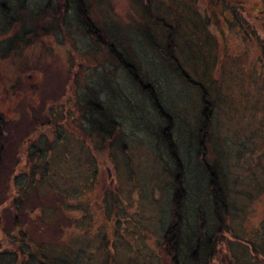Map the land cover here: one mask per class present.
Wrapping results in <instances>:
<instances>
[{
    "label": "rangeland",
    "instance_id": "374dc122",
    "mask_svg": "<svg viewBox=\"0 0 264 264\" xmlns=\"http://www.w3.org/2000/svg\"><path fill=\"white\" fill-rule=\"evenodd\" d=\"M2 1L9 5L7 16L11 18L18 14L25 25L9 26L7 16L0 9V117L3 116L7 124L0 139L3 153L0 166V232L9 234L15 242L19 241L21 235L17 230L23 231L28 234L33 245L43 243L46 247H52L65 237L70 245V255L75 257L81 249L89 254L88 261L84 259L82 264H108V255L113 253L106 249V238H111L114 232V222L107 221L106 210H109L112 217L123 221L115 225L117 232L113 237L115 250L112 263L162 264L159 247L161 234L158 231L164 229L160 214L172 195L169 173L172 164L164 148L160 149L159 139L154 134L158 130V118L149 99L135 89L124 70L111 61L108 54L81 32L74 11H69L68 21L61 26L52 18V10L45 8L43 13L50 18L40 23L48 33L40 32V37L36 41L30 38L29 44L18 41L10 47V38L15 33L11 29L15 25H18V32L19 29L22 32L33 28L34 15L48 0H28L30 12H18L23 0ZM231 1L243 3L246 11L254 16L259 11L258 15L264 22L262 0ZM88 4L93 20L111 27L114 31L112 37L117 43H126L120 44L122 51L130 49L127 42L132 43L135 59L146 78L153 83L162 103L175 116V137L180 156L187 167L188 206L185 214L188 234L194 230L195 213L203 203L207 186V180L192 151L201 97L176 77L160 53L144 44L139 36L135 37L137 8L129 1L88 0ZM210 28V33L219 43L218 56L213 49L216 57H219L217 64L210 69V80L214 81L213 91H216L218 106L215 127L217 131L233 137L235 145L243 149L240 154V163L244 165L242 176L249 183L248 178H251L255 163L261 156L259 145L252 152L251 141L260 140L261 137L264 141L262 74L261 65L257 63L259 50L257 44L239 38L236 30H228L224 22ZM196 33H193V37L200 49L198 55H201L208 50L209 45L206 43L209 35L204 31ZM187 52L181 40L176 54L192 76L199 80L195 76L198 74L197 63L187 60ZM212 59L215 57L212 56ZM197 70L201 72L200 68ZM93 93L117 114L125 145L121 144L111 149V153L103 154L105 160L104 157L102 161L100 158L103 164L102 177L95 182H92L93 169L89 171L87 164L89 154L84 155L83 152V159L78 156L82 139L77 135L80 123L86 124L85 117L90 115L79 105L92 99ZM51 112L55 117H66L68 124L62 125L57 132L49 131L38 140H28L25 145L27 136L37 123L48 124L50 118L54 119ZM252 131H256L253 137ZM62 144L74 147L71 160L62 155V150L68 149ZM21 145L23 154H31L33 163H39L40 170L50 164L61 174H58L60 179L51 175L50 178L58 188H62L64 197L57 199L53 192L55 188H46L38 182L41 193L30 187L27 197L23 196V201L25 198L28 200L23 202L18 214L8 197L15 190L11 183V172L15 168L13 164L20 154L17 150ZM37 149H43V152H35ZM84 150L88 153L87 148ZM64 153L69 155V149ZM23 165L21 161L19 168ZM24 172L27 174L29 171ZM24 181V177L18 185L16 181V186H23ZM236 188L244 194L236 197V204L232 206L233 216L226 221L227 229L230 230L218 237L220 244L212 264H264L261 255L254 252L253 243L246 240H255L257 235L262 234L264 195L253 192L252 184L238 183ZM46 192L52 195L47 202L49 207L57 201L60 211L55 217H62V231H52L43 222L48 217L45 212H39L42 205L39 198L40 194ZM251 192V196L246 195ZM112 193L116 194L115 203ZM205 208L208 226L213 232L216 228L213 207L209 209L206 202ZM2 259L0 264H6V258L3 256Z\"/></svg>",
    "mask_w": 264,
    "mask_h": 264
},
{
    "label": "trees",
    "instance_id": "16d2710c",
    "mask_svg": "<svg viewBox=\"0 0 264 264\" xmlns=\"http://www.w3.org/2000/svg\"><path fill=\"white\" fill-rule=\"evenodd\" d=\"M129 4L137 8L136 16V35L140 40L148 47L155 49L163 56L164 63L169 66L171 70L176 74V77L182 81L185 86L196 91L201 97V109L198 114V122L196 130L193 131V149L194 159L198 161L199 167L207 180L206 191L203 195V203L197 207L194 230L188 234L186 231L187 218L185 210L188 206V191L186 188L187 167L185 166V160L180 156L179 145L177 138L175 137V116L167 109L162 103L158 92L153 83L146 78L140 64L136 61V56L132 43L130 49H120L121 45L126 44L112 37L113 30L111 27L104 26L103 23L98 24L91 17L90 5L88 0H48L47 4L38 11L34 17L36 18L32 24L34 27L30 30L19 29L18 25H15L11 30H15L14 35L11 36L9 46L18 41L25 44H29L30 38L36 41L39 38L38 34L48 33L45 27H41L43 20L49 19L43 13L44 10H52V18L64 26V23L68 21L70 17L69 11H74L79 22L81 32L89 38L96 46H98L103 52L108 54L111 61L116 62L121 69L124 70L128 79L132 82L135 89L149 99L152 109L158 118V130L154 131V134L158 137L160 144L159 147L164 148L167 156L172 164L169 171L172 178V195L170 196L169 203L163 207L160 214V222L163 223L164 229L160 232V254L162 256V264H212L217 255L219 239L223 232H227V219L232 218V206L236 204L237 195H243V192L237 190L238 183H246L251 186L253 192L256 194L264 195V141L262 137L260 140L251 141L253 147L252 152L257 150L256 145H259V160L255 163L256 168L251 173L248 183L247 178H243L244 165L240 163V154L243 149H239L238 145L233 142V137L217 131L215 125L217 124L216 114L218 113L217 97H215L216 91L214 90V81L210 80L213 69L217 64L216 55H219V43L210 33V27L213 25L219 26L221 22H224L228 30H236L239 34V38L245 42H253L257 44L259 50V56L257 63L260 66V73L262 74V97H264V22L260 19L259 11L257 15H252L247 12L246 7L241 2H234L231 0H127ZM55 2V4H54ZM205 2V4H204ZM201 4V5H200ZM264 4V0H262ZM51 7V8H47ZM201 7V8H200ZM46 8V9H45ZM0 9L3 10L5 16L9 12V5L6 2L0 0ZM202 10V11H201ZM28 11V0H23L21 6H19L18 12ZM263 11V10H262ZM264 13V11H263ZM27 15V14H26ZM264 16V14H262ZM23 18L18 16L9 18L7 16L8 25L14 24L25 25ZM262 22V23H261ZM36 26L40 28L35 29ZM23 27V26H21ZM24 28V27H23ZM197 31L208 32L207 43L208 50L206 53L199 54V48L197 41L193 37V33L197 35ZM184 41L188 52L185 54L187 60H191L197 63L195 76L199 77L196 80L176 54L177 48H180V41ZM199 39V38H198ZM121 44V45H120ZM126 48V47H125ZM216 55L214 53V50ZM11 50V49H10ZM212 56L215 59H212ZM200 68L201 72L197 69ZM257 69H255L256 73ZM99 95L97 94V97ZM80 108L88 112L89 117H85L86 124L80 123L79 131L77 135L82 139L80 146V154L78 156L83 159L84 155H88L87 164L89 165V171L92 170V182L102 177L103 164L102 158L105 160L103 154L111 153V149L117 148L119 145H124L123 131L121 123L118 120L117 114L115 115L105 104L95 97L79 105ZM52 114L53 118H50L48 124H36V127L27 136L28 143L31 140H38L39 138L47 135L51 132H57L63 125H67L66 117L58 118ZM36 121V120H35ZM36 123V122H35ZM4 125L6 124L5 118L0 117V139L4 134ZM71 132H73L71 130ZM152 133V131H151ZM251 132V136L253 137ZM235 135L238 133L236 131ZM61 137V135H59ZM235 136V138H236ZM71 142V141H70ZM23 145V146H25ZM65 144H62L64 146ZM65 148L69 149L70 154L65 155L62 150V155L71 160L72 151L74 147L69 148L65 145ZM85 148L88 149V153L85 152ZM22 145L18 148L17 152L20 153L16 157V162L13 164L16 168L11 172V183L15 186L14 192L10 193L8 201L12 203L14 210L17 213L21 211L23 202L28 199L27 193L30 187L37 190V193H41L39 185L46 186V188L53 187L55 197H64L62 188H58L55 183L52 182L50 175L53 178H58V173L54 168L50 167V164L43 166L40 170L39 163H33L31 154H23ZM24 150V149H23ZM27 150V149H26ZM53 149L51 148L50 151ZM35 152H43V149H37ZM79 153V152H78ZM25 157V158H24ZM101 158V161H100ZM3 153L0 149V166L2 164ZM25 159V162L23 161ZM86 159V157H85ZM84 159V161H85ZM24 163L22 168L19 165ZM28 169V170H27ZM29 171L27 174L24 172ZM113 170V168H112ZM169 170V165L167 171ZM236 171V172H235ZM57 173V175H56ZM166 173V172H165ZM61 175V174H60ZM25 178L23 186H16L19 184V180ZM92 185V183H91ZM94 186V185H93ZM236 189V190H234ZM246 194L251 196L253 193ZM53 193V194H54ZM41 197V210L40 214H47L48 218L44 219V223L47 224L50 229L56 232L63 226L60 223L62 217L55 214L59 212L57 201H54L53 206H48L47 202L51 198V194H40ZM112 200L115 203L116 194L112 193ZM47 198V199H45ZM47 200V201H46ZM44 201V202H43ZM208 202L209 209L213 207V215L216 221V228L213 232L208 226L207 222V210L205 203ZM107 221L114 222V232L111 238H106V249L109 253L107 261L108 264L112 263V257L114 258V245L113 237L117 232L115 225L123 222L121 219L112 217L111 212L106 210ZM66 215V208L64 210ZM46 217V215H44ZM19 215H17L18 219ZM43 220V219H42ZM89 222V221H88ZM18 224L16 222V228ZM40 229V228H39ZM39 231V230H38ZM19 235V241H13L10 235L4 232H0V258L4 256L6 258V264H82L84 259L86 262L89 259V254H86L83 249L78 251V254L70 255L68 250L70 249L69 242L65 237L60 242H55L52 247H46L43 243L33 245L32 240L27 237L23 231L17 230ZM187 234V235H186ZM246 239V238H245ZM253 243L251 245L256 254L261 255L262 262H264V220L262 222V234L257 235L254 239H246ZM259 245V246H258ZM258 246V247H256ZM160 259L159 256H157ZM185 257L187 259H185ZM74 258V259H73ZM3 260V259H2ZM252 262V261H251ZM242 263V262H240ZM4 264V263H3ZM104 264V263H103ZM235 264V263H234ZM246 264V263H242Z\"/></svg>",
    "mask_w": 264,
    "mask_h": 264
}]
</instances>
